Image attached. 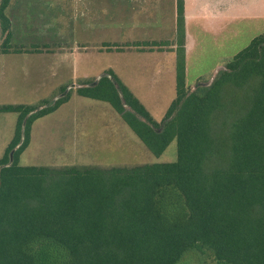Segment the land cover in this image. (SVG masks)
I'll return each instance as SVG.
<instances>
[{
	"label": "trees",
	"instance_id": "1",
	"mask_svg": "<svg viewBox=\"0 0 264 264\" xmlns=\"http://www.w3.org/2000/svg\"><path fill=\"white\" fill-rule=\"evenodd\" d=\"M8 3L0 0L2 54ZM175 54L176 95L159 124L111 73L76 90L107 103L152 155L175 141L174 162L21 166L32 123L69 94L0 105L17 114L0 158V264H177L189 251L214 264H264V32L190 91L176 0Z\"/></svg>",
	"mask_w": 264,
	"mask_h": 264
},
{
	"label": "rangeland",
	"instance_id": "2",
	"mask_svg": "<svg viewBox=\"0 0 264 264\" xmlns=\"http://www.w3.org/2000/svg\"><path fill=\"white\" fill-rule=\"evenodd\" d=\"M7 15L11 17L9 12ZM29 26L32 29L27 36L22 31H13L15 36L8 40V52L18 49L20 53L34 54L0 55V105H36L43 100L52 104L67 93L69 98L55 111L32 123L30 142L19 157V165H96L108 168L176 160L175 141L156 157L107 103L76 92L77 88L93 86L99 77H110L107 73H111L116 90L117 83L125 86L150 118L159 124L176 95L175 60L171 56L130 51H92L90 60L78 57L75 61L60 62L47 54L55 50L58 42L63 43V39L54 38L55 31L47 29L45 23H31ZM238 27V30L232 31L229 40L220 44L222 47L215 48L209 44L189 55L186 75L188 90L208 85L216 74L211 71L217 61H228L264 32V22H247ZM121 28L123 25L120 24ZM4 39L0 26V54ZM99 40H102L103 46L112 43L122 48L119 50H129L130 30L104 33ZM84 77L96 80L87 79L91 84L84 85ZM60 87H65V91L61 93ZM123 106L126 111H132L127 105ZM16 120L15 113H0V158L13 137ZM177 264L214 262L207 255L189 251Z\"/></svg>",
	"mask_w": 264,
	"mask_h": 264
},
{
	"label": "crops",
	"instance_id": "3",
	"mask_svg": "<svg viewBox=\"0 0 264 264\" xmlns=\"http://www.w3.org/2000/svg\"><path fill=\"white\" fill-rule=\"evenodd\" d=\"M6 16L13 39V31L27 36L31 23L47 24V29L55 31L54 38L63 39L47 54L60 62L78 57L90 60L92 51L157 53L174 60L176 57V0H9ZM183 16L186 82L189 55L209 44L222 47L220 44L229 40L241 24L263 23L264 0H183ZM122 29L130 30L129 50H119L122 48L112 43L103 46L100 35ZM16 54L34 53L0 55ZM223 60L215 63L212 74L222 68Z\"/></svg>",
	"mask_w": 264,
	"mask_h": 264
}]
</instances>
